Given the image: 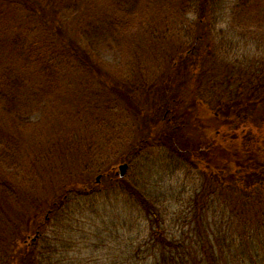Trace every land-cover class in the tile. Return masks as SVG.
<instances>
[{"label":"rangeland","instance_id":"1","mask_svg":"<svg viewBox=\"0 0 264 264\" xmlns=\"http://www.w3.org/2000/svg\"><path fill=\"white\" fill-rule=\"evenodd\" d=\"M147 1L149 4L147 15L140 22L139 28L125 34L122 48L111 43L110 49L101 52L103 62L94 63L96 69L80 67L78 63L67 69V62L60 60L69 52L57 48V45L45 44L46 52L54 48L58 50L51 58L60 61L59 89L48 97L43 104L44 109L35 114L24 128L17 129L11 118L1 114L2 129L9 128L20 138L19 140L18 136L14 135L21 145L22 156L15 168L0 164V177L10 189L21 187L23 178L28 179L27 182L24 180L25 186L21 190L27 200L25 206H15L17 203L13 197L5 198L10 202L8 209L11 210L7 212V205L2 207L4 199L0 198V264H23L22 252L26 250L25 248L29 250L33 244L40 243L47 234L48 227L52 232L51 227H54L55 222L53 217L49 216L51 212L49 206L53 200L59 199L54 192L57 194L62 184L71 181L74 174L81 175L82 169L89 167V171L94 168L92 173L89 172L94 182L100 177L96 186L105 188L108 182L103 178L107 172L116 167L114 171L116 176L118 167L127 158L131 147L142 138H149L151 128L156 122L171 117L173 122H176L174 123L176 129H173L176 131L173 132L176 136V141L172 143L173 148L183 151L188 149L192 152L213 145L207 150L210 155L207 158L210 162L206 167L203 166L215 171V176L218 177L217 183H213L205 194L196 197L206 182L204 176L200 174L205 173L203 168L191 165V161L187 160L183 162L185 163L182 166L183 170L171 175L167 171L169 165L166 161L167 156L161 152L162 150L156 149L146 151L143 157L132 153L131 158L135 163L133 166L129 164L127 177L132 181L140 182L150 190L156 189L158 194L162 195L163 221L160 223L172 236L181 237V234H184L187 243L191 241L207 243L206 240L209 242L214 240L215 243L216 238L225 236L226 229L231 226L228 218L233 215L236 218L235 231L238 237L235 243L241 246L244 252L237 259L238 264H264V230L262 229L264 185L262 188L254 187L252 191L246 190L249 187L246 184L247 176L240 186L234 187V183L228 179L235 176L232 181H239L242 168L240 167L237 172L232 166L222 164L225 154L223 148L220 150L214 140L226 142L230 132L240 125L236 135L241 138L243 136V139L248 141L249 133L243 132L244 124L240 123L238 117L252 113L253 104L249 97L254 95L259 83V74L264 71V27L258 31L253 29L245 33L247 39L235 36L228 39L227 42L222 43L225 50L221 53L215 46L222 45L214 44L212 38H205L201 43L202 50L204 56L209 57L205 59L203 65L198 69H196L198 66L195 67L196 70L190 73L188 69L182 68L180 72L177 70L172 74L169 73V76L160 78L166 74L168 65L172 63L171 59L179 51L191 48L187 47L192 45L188 39L196 34L197 17L190 14L183 19L176 18L173 0ZM40 2L41 0H33L35 10L39 7L36 4ZM234 3L235 0L232 4L231 0H228L227 11L220 18V26L216 27L217 32L230 27ZM252 6L247 5L246 18L258 14L250 10ZM7 7L8 4L2 11L3 15H7ZM52 8L53 6L45 12V22L51 25V29L66 27V34L70 38L69 46H72L76 53L86 47L83 43L86 33L99 25L108 11V7L100 0L64 2L57 0L55 14H52ZM20 11L15 17L14 24L8 25L6 17L0 18V72L16 66L14 56L9 49L2 47V41L10 44L9 39L17 37L18 34L37 37L42 32L40 31L42 28L39 27L40 21L36 16L30 15L23 9ZM40 37H43L40 40L48 39V35L43 33ZM210 40L213 48L211 54L207 55ZM33 41H37V38ZM181 46H184L183 49L180 48ZM200 56L196 53V59L195 56L191 58L192 62L196 60L199 62ZM97 70H102L101 72L107 76L97 75ZM170 71L172 70H168ZM26 74L28 88L32 86V82L36 87L32 71ZM119 78H123L124 83L119 84L118 88L126 97H133L134 100H130L133 106L122 104L119 93H113L110 89L114 86L112 81H118ZM232 80L235 81L234 84ZM147 83L150 89L149 85L147 88L143 85ZM231 83L234 86H231ZM233 106L237 109L236 113L231 110ZM207 111L211 114L204 117L205 114H209ZM257 119L259 123H263L264 129V120H260L259 117ZM249 127V130L255 129L258 133L259 129L255 128L254 123L251 122ZM163 152L166 153V150ZM169 156H172L171 163L175 165L177 158L173 154ZM66 175L70 176L65 180ZM251 177L249 181L255 180V185L257 182H263L260 174ZM43 178L48 179V181L43 180L46 183L45 188L41 180ZM224 179L229 181L227 185L231 187L226 188L224 185L223 191L218 184ZM113 187L118 185L115 184ZM109 191L112 195V190ZM7 196L10 197L9 193ZM108 202L103 205L108 211L105 215L107 222L105 225L108 224L112 230L106 232L103 237L107 236L109 240L104 244L100 243L99 230L92 228V223L88 222L86 226L79 227L80 231L71 234V238L75 237L77 240L74 241L75 248L81 249L83 254L80 253L79 256L75 252L70 259L75 264L78 258L89 261L92 253L94 260L88 264H129L128 262L150 264L153 258L149 257L150 247L145 245L149 243L151 245V240L147 238L151 236L153 230L148 228L147 223H143L144 221L129 212L126 198L117 197L115 194V197ZM204 205L209 209L202 212ZM194 206L199 209L194 210ZM6 213L13 215L10 216V221L4 218ZM199 213L202 215L198 216ZM92 220L99 222L96 217H92ZM127 220L139 224L128 228ZM160 223L154 220L152 228L156 232L159 231L157 227ZM44 224H47L44 226L47 228L46 233L43 232L42 235L38 228ZM245 227L247 233L243 242L241 237L244 235ZM134 228L141 231H136ZM113 229L117 232H113ZM137 234L135 241L132 237ZM15 240L19 245L14 248ZM215 249L219 251L218 248ZM222 249L227 257L226 248L222 246ZM120 254L123 258L119 257ZM137 254H139L138 258H136ZM63 262L70 263L65 258Z\"/></svg>","mask_w":264,"mask_h":264},{"label":"trees","instance_id":"2","mask_svg":"<svg viewBox=\"0 0 264 264\" xmlns=\"http://www.w3.org/2000/svg\"><path fill=\"white\" fill-rule=\"evenodd\" d=\"M56 1L57 0H41L39 4H36L39 7L35 10L33 0H0V18L6 17L8 19V25L15 23L16 15L21 12L20 9H23V11L38 18L40 21L39 27L42 28L40 29V31H42L41 34L48 35L47 41L46 39L40 40L43 38L40 37L41 34L37 37H32L29 34H18L17 37L9 39L11 42L10 44L2 41V47L6 50L9 49V52L14 56L16 66L0 72V117L1 114H4V116L11 118L17 129L24 128L27 122L34 118L35 114L42 111L44 109L43 104L47 101L48 97L55 94V91L59 89L61 78V70L59 69L60 61L67 62V69L71 68L72 65L76 66L77 63L80 67H93L96 69L94 63L101 64L103 62L101 52L105 51L107 48L110 49L109 47L111 43L120 48L121 44L125 42V34L139 28L140 22H142L147 15L149 5L147 0H100L108 7V11L104 16L103 21L86 33L84 38L85 41H83V43L86 44V47L82 48L83 50H80L79 53H76L74 48L69 46L70 42L68 41L70 38H68L69 36L66 34V27L63 26L61 27L62 29L54 27L55 29H51V25L44 20V18H46L45 12H48L51 6H53L52 14H55ZM61 1L64 2L66 0ZM172 2L175 3L174 14L176 18L183 19L190 14H194L197 17V29L195 36H191L190 38L185 36L191 41L192 45L187 46L191 48L188 50H182L181 52L179 51L171 59L173 64L171 63L170 66L168 65L167 69L172 71L168 72L167 70L166 74H163L160 78L165 77V75L169 76L177 70L180 72L182 68L188 69V72L190 73L203 65L204 61H206L205 59L209 57L207 56L206 58L202 50L201 43L204 42L205 38H212L214 44L222 45V43L227 42L228 39L235 37L247 39L245 33H249L253 29L258 31L264 27V0H235L232 7L231 22L229 24L230 27H227L224 31L219 30V32L216 31V27L218 25L220 26V18L222 17V14L227 11L226 5L228 0H173ZM233 2L234 0H231V4ZM6 4H8V13L7 15H3L2 11ZM248 4L250 6L253 5L250 7L252 8L250 10L258 12V14L255 13V16H252L251 18L245 17L248 13ZM215 34H217V36H215ZM35 38H37V41H33ZM45 44L57 45V48L63 49L64 52L67 51L69 53H67V56L64 59L54 61L51 57L58 50L54 48L52 51L49 49L46 52L44 49L46 47ZM183 47L184 46H181L180 48L183 49ZM208 47H210L208 52L207 49H205L207 55L212 52V40H210ZM215 48L220 53L225 50L224 45L221 47L215 46ZM196 53L201 55L199 57L200 60L199 62L198 60L192 62L193 59L191 58L195 56L194 59H196ZM195 67L197 68L195 69ZM24 71L26 73L32 71L37 84L36 87L34 82H32V86L28 88L26 85L27 74ZM101 71L102 70H97V75L107 76ZM173 76L174 75H172V77ZM123 81V78H119V80L115 82L112 81V85L114 86L110 89L113 93H119L118 95L121 97L120 101L122 104L125 103L128 107L133 106L130 101L134 100L133 97H126L123 91L118 88L120 86L119 84L124 83ZM231 82H233V80ZM233 84L231 83V86H234ZM143 85L147 88L149 84L147 83ZM150 88L149 85V89ZM249 100L253 104L251 108L252 113H247L246 115L238 117L241 121L240 123L244 124V127L242 126L244 128L243 132L246 134L249 133L248 141L244 140L243 136L241 138L236 135L240 129V125L235 127L233 129L234 131L230 130L231 132L226 142L221 143L216 139L214 140L216 141V146L220 150L223 148L222 151L225 154L223 158L224 161L221 163L226 166H232L233 170L237 172L240 167L242 168L239 181H232L235 179V176H231L228 180L234 183V187L237 188L241 185L243 179L248 176L246 178V184L249 187L246 190L252 191L254 190L252 188H262L264 185V129L262 128L263 123H259L260 121L257 119V117H259L260 120H264V71L259 74V83L254 95L249 97ZM231 110H234L235 113L237 112L235 106H233ZM208 112L209 114H203L204 117L211 114L210 111H207V113ZM217 115L221 116L220 114ZM251 122L255 124V128L259 129L258 133L255 129H252L253 131L248 129L251 127H249ZM174 123L176 122H173L172 117L167 120L165 118L156 122L154 124L155 126L153 125L151 128V132L149 133L150 137L142 138L137 144L133 145L123 163L127 162L132 166L134 165L135 162L131 158L132 153L143 157L148 150H162L161 152L167 156L166 161L169 164L167 171L169 174L175 175L178 171L183 170L182 166L185 164L183 162L190 160L191 165L201 167L205 172L200 173L204 176L206 182H204V187H201V192L196 195V197H198L205 194L208 188H210L213 183H217L218 180V177L215 176V171L211 170V168H205L209 164L208 162H210L207 158L210 156L208 155L207 150L213 145L210 144L207 149L193 150L192 152H196L195 154L189 152L188 149L183 151L176 147L173 148L172 143L173 141H176V136L173 135V132H176L173 130L176 129L174 128ZM12 127H14V125H12ZM2 128L3 127L0 126V164L6 167L15 168L22 156V148L16 138L18 135H16L15 131L10 130L9 128L8 130ZM164 150H166V153L163 152ZM169 154H173V156L177 158L175 165H172V156H169ZM90 155L91 154H88V156ZM198 155H200V157H198ZM89 161L90 160H87V162ZM92 162L94 163L93 159ZM88 168L89 167H87V169H82L81 175L74 174L71 181L62 184L61 187H59V192L57 194L54 192V195L59 197V199L56 201L53 200L49 206V210L51 211L49 216L53 217V221L55 222L54 227H51L52 232L48 229L49 227H44L47 224L39 226L38 229L41 230V234L43 235V232H47V234L43 237L40 243L33 244L29 250L28 248H25L26 250L22 252L23 264H65L63 262L64 258L70 261V263L67 264H75L70 257H73L75 252L81 256L80 253H82V250L77 249V247L75 248V242L77 240L75 237L71 238V234L75 232L77 233L78 230L80 231L79 227L86 226V223L88 222L92 223H90L92 228L99 230L100 243H106L109 238L107 236L103 237V235L108 231L111 232L112 228L110 229L108 224L107 226L105 225L107 223L105 215L108 211L104 209L105 207L103 205L108 204V200L114 198L115 194L117 197L126 198L127 204L129 205V212H131L134 217L144 221L143 223H147L148 228L153 230L151 231V236L147 238L149 241L151 240V245L150 243L145 245L150 247V250L148 251L149 257L153 258L150 264L239 263L237 259L241 257L244 252L241 250V246H238L235 243L236 238L238 239V237H236L235 231L236 218L233 215L228 218L231 226H228L226 229L225 236L216 238L215 243L214 240L210 242L206 240L207 243L204 241L201 243H195L193 241L187 243L184 234H181V237H177V235L172 236L167 232L166 227H162L163 224L160 223L163 221V218H161V207L163 204L161 200L162 195L158 194L156 189L150 190L146 186L141 185L140 182H136L135 180L132 181L127 177L128 175L124 179L119 178L117 175L115 176L114 171H116V167L110 169L104 176L103 179L108 182L106 187L104 188L103 186V188H98L96 182L91 179L90 175L94 168L91 171H89ZM257 174L261 175L263 182H257L255 185V180L253 182H250L249 180H251V176ZM69 176L70 175H66L65 180L68 179ZM27 179V177L23 178V184L21 187L16 186L14 189H10L6 182L0 177V198L4 199V201H2V207L7 205V212L11 209H8V204L10 202L5 198L13 197L17 203L15 206L26 205L27 200L21 190L24 188ZM41 180L43 182V188H45L46 183L43 180L48 181V179L43 178ZM228 180L224 179L221 184H218L220 190L224 191V185H226V188L231 187L227 185L229 183ZM115 184L118 185V187L114 188L113 186ZM109 190H112V195ZM113 190L116 191L113 192ZM7 193H9L10 197L7 196ZM36 202L37 201H35V203ZM118 204L119 203H117V206ZM206 205L202 206V212L209 209ZM197 209L199 208L194 206V210ZM14 212L16 213V211ZM6 215H4V218L8 220L10 219V216H13L9 213L7 216ZM200 215H202V213L198 214V216ZM158 216H160L161 219L158 218ZM92 217H96L99 222H97V220H92ZM154 220L158 224L160 223V226L157 227L159 230L158 232L152 228ZM126 223L128 224V228H133L139 224L128 222V220ZM46 228L47 231L45 232ZM242 229L243 226L241 227V230ZM262 229L264 230V226ZM134 230L141 231L140 229L135 228ZM230 231L232 233L229 234ZM113 232L117 231L113 229ZM246 233L247 229L245 227L244 235L241 237L243 242H245L244 239L246 238ZM138 234L142 235V233ZM138 234L136 236L133 235L132 237L135 238V241H137L136 238L138 237ZM65 236L67 237L65 238ZM199 239L201 240V237ZM16 242L17 240H15L14 248L19 245V243ZM214 246L218 248V252ZM222 246L226 248L228 258L225 256ZM145 252L148 253L147 251ZM119 257L123 258L121 254ZM138 257L139 254H137L136 258ZM79 259L80 258L75 261L77 264H88L94 260V257L91 253L89 261L84 260L83 258ZM125 261L127 260L125 259ZM128 263L130 264V262Z\"/></svg>","mask_w":264,"mask_h":264},{"label":"water","instance_id":"3","mask_svg":"<svg viewBox=\"0 0 264 264\" xmlns=\"http://www.w3.org/2000/svg\"><path fill=\"white\" fill-rule=\"evenodd\" d=\"M127 171H128V164H122L119 166V176L121 178H124L127 174ZM97 181L99 182L100 181V177L97 178Z\"/></svg>","mask_w":264,"mask_h":264},{"label":"flooded vegetation","instance_id":"4","mask_svg":"<svg viewBox=\"0 0 264 264\" xmlns=\"http://www.w3.org/2000/svg\"><path fill=\"white\" fill-rule=\"evenodd\" d=\"M217 116V115H216Z\"/></svg>","mask_w":264,"mask_h":264}]
</instances>
